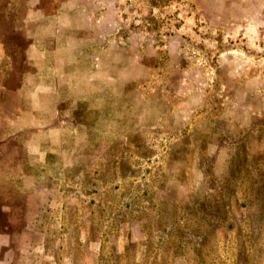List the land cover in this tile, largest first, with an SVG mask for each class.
Segmentation results:
<instances>
[{
	"label": "rangeland",
	"instance_id": "rangeland-1",
	"mask_svg": "<svg viewBox=\"0 0 264 264\" xmlns=\"http://www.w3.org/2000/svg\"><path fill=\"white\" fill-rule=\"evenodd\" d=\"M0 28V264H264V0H0Z\"/></svg>",
	"mask_w": 264,
	"mask_h": 264
},
{
	"label": "crops",
	"instance_id": "crops-1",
	"mask_svg": "<svg viewBox=\"0 0 264 264\" xmlns=\"http://www.w3.org/2000/svg\"><path fill=\"white\" fill-rule=\"evenodd\" d=\"M2 33L3 32L0 28V34H2ZM0 42H1V40H0ZM3 49L4 48H3V44H2V46H0V63L4 59V56L1 55V50H3ZM25 83L26 82L24 80V77H22V75H19V77L17 76V74L15 76H14V74L8 75L6 80L4 81V84L2 86V90H3L4 94H6L5 95L6 97H8V96L10 97V95H11V97L14 96V97L22 98L23 97L22 91L25 88V85H26ZM20 108L21 107H14L12 113L13 114L14 113L21 114ZM2 113L4 115H6L7 111L4 110ZM3 145H5V144H3Z\"/></svg>",
	"mask_w": 264,
	"mask_h": 264
}]
</instances>
